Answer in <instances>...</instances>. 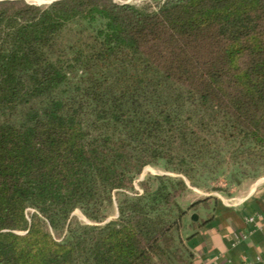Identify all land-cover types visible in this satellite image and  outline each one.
<instances>
[{"label": "trees", "instance_id": "obj_1", "mask_svg": "<svg viewBox=\"0 0 264 264\" xmlns=\"http://www.w3.org/2000/svg\"><path fill=\"white\" fill-rule=\"evenodd\" d=\"M250 159H264V0H0V264H184L190 210L217 200L184 207L185 178L226 163L237 180ZM161 161L183 176L116 220L72 222L104 221Z\"/></svg>", "mask_w": 264, "mask_h": 264}, {"label": "crops", "instance_id": "obj_2", "mask_svg": "<svg viewBox=\"0 0 264 264\" xmlns=\"http://www.w3.org/2000/svg\"><path fill=\"white\" fill-rule=\"evenodd\" d=\"M183 237L184 264H264V180L236 197L218 196L190 210Z\"/></svg>", "mask_w": 264, "mask_h": 264}, {"label": "rangeland", "instance_id": "obj_3", "mask_svg": "<svg viewBox=\"0 0 264 264\" xmlns=\"http://www.w3.org/2000/svg\"><path fill=\"white\" fill-rule=\"evenodd\" d=\"M119 2H130L135 4H141L151 0H117ZM50 2V1H49ZM49 2L40 3L41 5H47ZM234 155V159H235ZM242 171L238 172L237 180H235L234 173L231 172L229 164H224V167H220L218 173L209 180L199 179L198 185H192L187 178L189 188L180 197L179 201L186 207L191 201H195L208 196L232 198L240 194H243L251 185L257 183L259 180H264V159H250L249 163H245ZM244 169V170H243ZM168 175L172 177H182L183 175L175 173L167 168L164 162L152 163L147 165L142 173L134 180L133 188L120 189L113 192L112 203L107 205L106 214L107 218L104 221H94L89 219L80 208L74 210L71 214L72 222H79L81 224L89 225H102L108 221L116 220L119 216V203L122 202L126 197H139L146 193V191L155 190L159 181L158 176ZM35 210L29 208L27 215L29 220ZM45 226L48 231L57 239H62L65 235V231H56L52 229L48 222L45 221ZM26 231H19V233H25Z\"/></svg>", "mask_w": 264, "mask_h": 264}, {"label": "bare ground", "instance_id": "obj_4", "mask_svg": "<svg viewBox=\"0 0 264 264\" xmlns=\"http://www.w3.org/2000/svg\"><path fill=\"white\" fill-rule=\"evenodd\" d=\"M27 1H29V2H34V3H45V2H49V1H51V0H27Z\"/></svg>", "mask_w": 264, "mask_h": 264}, {"label": "built area", "instance_id": "obj_5", "mask_svg": "<svg viewBox=\"0 0 264 264\" xmlns=\"http://www.w3.org/2000/svg\"><path fill=\"white\" fill-rule=\"evenodd\" d=\"M248 221L253 222L255 220V216H249L247 218Z\"/></svg>", "mask_w": 264, "mask_h": 264}, {"label": "water", "instance_id": "obj_6", "mask_svg": "<svg viewBox=\"0 0 264 264\" xmlns=\"http://www.w3.org/2000/svg\"><path fill=\"white\" fill-rule=\"evenodd\" d=\"M53 1H55V0H51L49 3L53 2ZM32 3H34V2H32ZM34 4H38V3H34ZM38 5H41V4L39 3Z\"/></svg>", "mask_w": 264, "mask_h": 264}]
</instances>
